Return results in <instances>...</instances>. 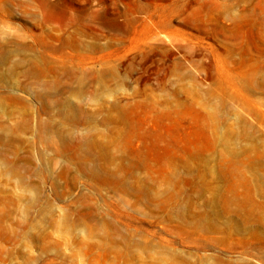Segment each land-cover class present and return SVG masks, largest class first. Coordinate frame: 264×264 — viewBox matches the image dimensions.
<instances>
[{
    "label": "rangeland",
    "instance_id": "rangeland-1",
    "mask_svg": "<svg viewBox=\"0 0 264 264\" xmlns=\"http://www.w3.org/2000/svg\"><path fill=\"white\" fill-rule=\"evenodd\" d=\"M7 50L0 264H264V0H0Z\"/></svg>",
    "mask_w": 264,
    "mask_h": 264
},
{
    "label": "bare ground",
    "instance_id": "bare-ground-1",
    "mask_svg": "<svg viewBox=\"0 0 264 264\" xmlns=\"http://www.w3.org/2000/svg\"><path fill=\"white\" fill-rule=\"evenodd\" d=\"M50 10H56V7L53 5V6H50ZM109 26V25H108ZM114 26V25H113ZM111 29V28H110ZM11 57H12V52H11V50H7L6 52L5 51H0V70H1V68H2V66L3 65H8V64H10V65H8V69L3 73V74H1L0 73V82H4V83H6V84H8L10 87H12L13 86V83H12V80H13V78H14V76H15V66L14 65H12L11 63H10V59H11ZM12 62V61H11ZM6 67V66H5ZM4 67V68H5ZM18 70V69H17ZM43 96L41 95V98H42ZM40 98V97H39ZM1 99V98H0ZM19 102V101H18ZM57 105H60V109H61V103L60 104H58L57 103ZM13 112V111H12ZM63 111H62V109H61V113H62ZM216 113V112H215ZM214 113V114H215ZM28 114L29 113H27V116H28ZM10 115V114H9ZM40 129L41 130H43V131H49L50 129H51V127H50V125L48 124V123H46V122H40ZM4 131V130H3ZM3 140V139H2ZM0 141H1V139H0ZM1 144V143H0ZM217 145V144H216ZM213 146V145H212ZM227 146V145H226ZM230 146V145H229Z\"/></svg>",
    "mask_w": 264,
    "mask_h": 264
}]
</instances>
